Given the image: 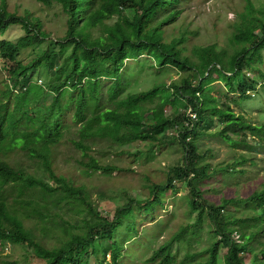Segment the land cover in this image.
I'll list each match as a JSON object with an SVG mask.
<instances>
[{"label":"trees","instance_id":"trees-1","mask_svg":"<svg viewBox=\"0 0 264 264\" xmlns=\"http://www.w3.org/2000/svg\"><path fill=\"white\" fill-rule=\"evenodd\" d=\"M34 1L57 4L64 31L52 39L38 10L10 12L2 0L0 33L16 23L27 32L16 42L18 49L46 42L59 48L51 46L28 63L16 60L14 52L7 55L15 64L0 83V264H20L4 250L12 244L30 247L39 264H126L132 248L125 240L138 232L146 219L140 217L157 214L167 192L178 190L176 181L189 189L187 210L197 212L193 223H203L205 215L212 220L210 236L222 239L227 250L222 264H246L248 250L247 264H264V178L247 194L236 190L213 197L205 190L215 179L238 178L234 183L240 185L242 176L249 178L248 153L264 152V122H252L231 106V94L239 104L264 83V5L244 0L226 45L194 44L189 52L192 32L179 24L189 0ZM0 47L6 51L9 42L1 39ZM40 65L48 71L45 84L29 75ZM170 67L178 78L168 83L163 76ZM141 74L151 75V86L142 88ZM217 81L225 90L216 89ZM73 130L76 136L67 139ZM207 133L248 153L237 152L228 162L208 160L211 148L199 145ZM67 141L76 149L68 159L75 156L74 166L88 175L129 172L105 162L100 149L105 141L117 147L144 142L151 153L178 143L184 159L169 168L163 182L146 174V197L113 189L126 200L111 216L91 199L87 185L77 182L74 166H63ZM132 152L140 150L121 148L116 154ZM141 157L152 161L155 155ZM182 230L160 243L147 262L218 264L216 242L201 252L175 253Z\"/></svg>","mask_w":264,"mask_h":264},{"label":"rangeland","instance_id":"rangeland-1","mask_svg":"<svg viewBox=\"0 0 264 264\" xmlns=\"http://www.w3.org/2000/svg\"><path fill=\"white\" fill-rule=\"evenodd\" d=\"M6 7L10 12H17L23 14L25 8L31 10H38L43 18L45 27L52 31L54 34L51 38L59 37L64 31V19L61 18L62 14L59 13L57 4L51 6L36 3L34 0H6ZM256 6L264 5V0H253ZM244 0H189L186 5L182 17L179 20V24L187 27L191 30L189 39L186 42V46L189 52L192 50L194 44H208L216 42L219 45H226L228 43L227 36L230 31L234 30L233 22L237 19L239 11L241 12L244 7ZM3 6L2 0H0V7ZM27 32L21 23L11 24L4 33H0V40L5 39L9 42V47L5 51H2L0 47V83L4 78L8 77V68L15 64L7 55L10 52H14L16 60L23 63H28L33 58L39 56L45 49L52 48L58 49L59 46L53 42H46L41 46H28L21 49L16 47V42ZM264 55V48L262 49ZM152 61L148 59L147 62ZM264 70V66L262 67ZM29 75L32 80L45 84V76L48 75V71L44 66L40 65L36 68H32L29 71ZM151 75L141 74L139 75V84L142 88L151 86ZM178 78V73L174 68L167 69L163 79H166L169 83L171 79ZM217 90H225V84L223 82H216ZM227 88V87H226ZM215 92H217L215 90ZM218 94V93H217ZM51 97V96H50ZM238 95L231 94V106L237 113H243L245 118H248L252 122L260 123L264 122V83L260 86L259 91L255 95L247 97L244 95V99L239 101V104H235V99ZM247 97V98H245ZM240 99V98H239ZM192 115V113H191ZM75 130L73 135H68L66 138L70 139L76 136ZM71 140V139H70ZM109 141H105L100 145L102 153H105V162H114L129 168V172L119 173V170H115L111 175H105L102 171H97L92 175L84 173L83 169L75 167L77 165L73 156V159H68L69 155L75 154L76 149L73 147L71 141H67L62 145L61 162L63 166H74L72 170L76 176V180L79 184H86L91 199L95 201V204L104 211L105 214L112 216L114 214L117 205H121L125 202V196H116L113 194V189L127 191V197H146L149 191L145 189L146 177L149 176L153 182L165 181L168 170L171 166L181 165L183 162V149L178 143L169 144L162 147V150L155 148L154 153H151L152 149H146L144 142H132L125 146L117 147L110 146ZM202 148H211L212 155L208 156V160L214 162H228L237 152H246L243 150L235 151L225 141L220 140L218 135H211L207 133L203 136L199 142ZM121 148L140 150V153L135 155V152L116 154ZM95 151H97L95 149ZM101 152V151H100ZM148 154L155 155L154 158H150L152 161H147ZM252 160H248L245 165L248 167V176H242L240 185H236L234 182L238 179H221L213 180L212 188L205 185L207 196L218 197L222 194L232 195L233 192L239 190L242 194L251 192L254 188L259 187L264 178V152L260 153H248ZM123 155V156H122ZM253 159H256L253 162ZM257 173V174H256ZM147 174V176H146ZM177 191H168V197L161 209L157 211V214L144 215L140 218L143 221L138 223V232L131 233L127 238L122 233V238L125 240V245L132 248L130 252L132 258L130 262L126 264H150L147 262V257L158 247L160 243H163L166 239L174 235L177 231L182 230V241H175L173 244V251L179 252L182 257L187 254L188 251L201 252L208 250L213 242L217 243V258L218 264H222L226 259V247L224 242L217 240L216 236H210L213 228V223L210 218L205 215L203 223L195 225L197 212L190 214L187 210L186 196H188L189 189L181 181L175 182ZM106 192L104 199H99V194ZM31 223V222H30ZM29 223V224H30ZM33 226V224L31 225ZM187 226V227H185ZM61 233H59L60 235ZM52 236V235H50ZM55 238V236L53 237ZM233 238H239V233H234ZM184 241V242H183ZM54 240L52 241V243ZM51 243V244H52ZM4 250L12 256L13 260H18L20 264H39L40 260L32 255L31 248L27 245L12 244L4 247ZM5 252V251H4ZM263 254V253H262ZM259 255L260 257L263 255ZM245 263H249L250 254L249 250L244 252ZM263 263V262H261ZM91 264H97L95 260L91 261Z\"/></svg>","mask_w":264,"mask_h":264},{"label":"clouds","instance_id":"clouds-1","mask_svg":"<svg viewBox=\"0 0 264 264\" xmlns=\"http://www.w3.org/2000/svg\"><path fill=\"white\" fill-rule=\"evenodd\" d=\"M192 115H193L194 119H196V114H192Z\"/></svg>","mask_w":264,"mask_h":264}]
</instances>
